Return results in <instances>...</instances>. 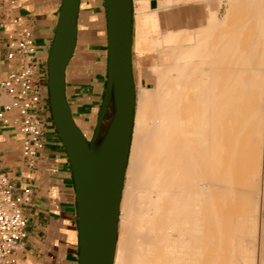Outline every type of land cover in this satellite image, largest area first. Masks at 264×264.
<instances>
[{"label":"bare ground","instance_id":"obj_1","mask_svg":"<svg viewBox=\"0 0 264 264\" xmlns=\"http://www.w3.org/2000/svg\"><path fill=\"white\" fill-rule=\"evenodd\" d=\"M262 64L264 0H132L134 118L112 264L257 263Z\"/></svg>","mask_w":264,"mask_h":264},{"label":"water","instance_id":"obj_2","mask_svg":"<svg viewBox=\"0 0 264 264\" xmlns=\"http://www.w3.org/2000/svg\"><path fill=\"white\" fill-rule=\"evenodd\" d=\"M103 2L106 77L90 139L75 122L65 91L66 68L77 43L80 0H62L47 58L46 83L51 118L66 152L75 188L78 264H112L134 118L132 0ZM110 107L111 122L101 134V122Z\"/></svg>","mask_w":264,"mask_h":264},{"label":"crops","instance_id":"obj_3","mask_svg":"<svg viewBox=\"0 0 264 264\" xmlns=\"http://www.w3.org/2000/svg\"><path fill=\"white\" fill-rule=\"evenodd\" d=\"M61 3L62 0H0V81L18 69L19 56L15 54L8 59L7 54L16 50L21 34L29 33L35 46V62L39 73L37 83L41 102L38 114L44 121V147L35 167L28 168L20 151V103L17 107L13 106L22 93L17 90L10 94L0 87V112L3 114L0 118V168L10 176L15 187L30 186L32 189L31 202L22 210L27 220V238L23 252L17 256L20 264L79 263L72 171L52 122L46 83L47 58ZM149 4L153 8L157 0H149ZM88 7V0H80L75 50L81 28L87 30L88 27ZM74 57L75 51L65 73L67 100L76 87L70 70ZM104 62L106 66V60ZM99 63L102 64L100 59ZM7 107L10 108L7 110ZM258 257L259 264H264V254Z\"/></svg>","mask_w":264,"mask_h":264},{"label":"built area","instance_id":"obj_4","mask_svg":"<svg viewBox=\"0 0 264 264\" xmlns=\"http://www.w3.org/2000/svg\"><path fill=\"white\" fill-rule=\"evenodd\" d=\"M35 52L30 34H21L16 50L7 54L8 59L17 54L20 65L0 81V87L7 93L12 94L17 90L22 93V97L15 101L13 106L17 107L20 103V151L28 168L35 167L44 147V121L38 114L41 97L37 83L39 73ZM2 115L0 112V118ZM31 198L30 186L15 187L10 176L0 168V264H20L17 256L23 252L27 238V220L22 210L30 204Z\"/></svg>","mask_w":264,"mask_h":264},{"label":"rangeland","instance_id":"obj_5","mask_svg":"<svg viewBox=\"0 0 264 264\" xmlns=\"http://www.w3.org/2000/svg\"><path fill=\"white\" fill-rule=\"evenodd\" d=\"M88 1H89L88 12H90L87 20L88 27L87 30H84L82 27L79 32V44L75 50V57L70 65L71 66L70 70H72L71 79L74 81L76 87L74 91L71 94H69L68 102L70 104L72 112L74 111L73 117L75 119V122L83 131L86 138L90 139L95 128L98 111L100 108L103 91H104L105 77H106V66L104 64L105 63L104 61L106 60V56H107L106 55L107 38H106V16H105L103 0H88ZM219 15H221V13ZM133 35H134V29H133ZM84 39H87V41L85 42ZM90 48L92 49L90 50ZM99 59L102 62V64L99 63ZM262 65H260V67L262 66L261 75L264 76V64ZM99 66L100 69H98ZM133 77L134 79H136V71H133ZM262 85H263L262 92H263V100H264V81L262 82ZM263 123H264V117H263ZM262 132H263L262 133V146H263L264 124L262 127ZM130 151L131 150L129 149V155H130ZM261 155L262 156L260 163V167H261L260 172L264 174L262 170L264 164V155L263 154ZM124 179H126V174ZM123 193H124V189H123ZM123 193H122V198H123ZM122 198H121L120 207L122 205ZM262 201H263L262 197H259L258 210H257V218H258L257 226L259 228L258 229L259 232L256 233L257 235L256 238H258L259 235H260L259 238L264 237L263 234L264 229H262L264 228V207H263L264 202ZM259 241L255 240V245L257 247V248L255 247L256 252H254L256 253L255 261H257L256 259L257 255L260 256L264 254V244H263L264 240L261 241L262 244L261 243L259 244ZM258 262L259 260L257 261L256 264H259Z\"/></svg>","mask_w":264,"mask_h":264}]
</instances>
